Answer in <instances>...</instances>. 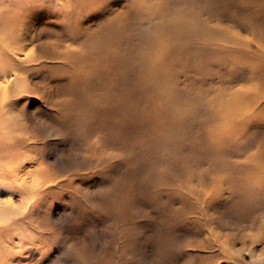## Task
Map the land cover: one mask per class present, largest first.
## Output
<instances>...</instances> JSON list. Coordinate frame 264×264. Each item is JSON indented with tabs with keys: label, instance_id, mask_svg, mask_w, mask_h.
<instances>
[{
	"label": "rangeland",
	"instance_id": "1",
	"mask_svg": "<svg viewBox=\"0 0 264 264\" xmlns=\"http://www.w3.org/2000/svg\"><path fill=\"white\" fill-rule=\"evenodd\" d=\"M8 18L0 264H264V0H0Z\"/></svg>",
	"mask_w": 264,
	"mask_h": 264
},
{
	"label": "bare ground",
	"instance_id": "2",
	"mask_svg": "<svg viewBox=\"0 0 264 264\" xmlns=\"http://www.w3.org/2000/svg\"><path fill=\"white\" fill-rule=\"evenodd\" d=\"M29 14H33V13L32 12L27 13V15H29ZM15 23L17 24L18 22L16 20H10V18H8L7 20L2 21V23H0V36L2 38H5V40H7V41H9V40L12 41V43L18 41L19 40V37H21V33L19 31H17V32L13 31V28L16 25ZM70 53L71 52H68V55ZM5 77L7 78L8 75L6 74ZM4 84H6V81H5ZM5 87H7V85H5V86L0 85V90H5L4 89ZM3 93H4V91H3ZM109 105H110V102H109ZM112 108L113 107L109 106V108L107 110L102 109V112L101 113L105 114L106 116H109L111 114L110 113L108 114V111L111 110ZM111 112H113V109L111 110ZM228 121L230 122V119ZM121 122H122L121 123V126H125L124 125V120L121 121ZM257 224H258V222H252V223L248 224L247 226H245V228H247V229H253V228H255L257 226ZM262 227H264V224H262ZM242 238L245 239L244 237H242ZM221 245H223L222 248H221V250L224 253V251H227V247L224 246V242H221ZM224 254H226V253H224ZM226 255L228 256V254H226ZM230 257H232V256L230 255Z\"/></svg>",
	"mask_w": 264,
	"mask_h": 264
}]
</instances>
